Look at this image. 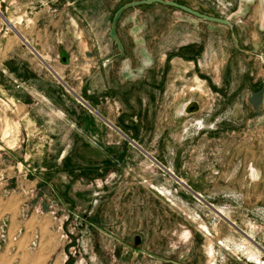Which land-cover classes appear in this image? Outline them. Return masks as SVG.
Here are the masks:
<instances>
[{"label":"rangeland","instance_id":"1","mask_svg":"<svg viewBox=\"0 0 264 264\" xmlns=\"http://www.w3.org/2000/svg\"><path fill=\"white\" fill-rule=\"evenodd\" d=\"M1 253L264 264V0H0Z\"/></svg>","mask_w":264,"mask_h":264},{"label":"water","instance_id":"2","mask_svg":"<svg viewBox=\"0 0 264 264\" xmlns=\"http://www.w3.org/2000/svg\"><path fill=\"white\" fill-rule=\"evenodd\" d=\"M146 2H149V1H146ZM157 2V1H156ZM123 7H120L114 14V16H113V19H112V21L110 22V26H109V28H110V30H109V33H108V37L115 43V45L117 46V51H118V53H119V56H122L121 54H120V48H121V45L117 42V41H115V39H114V28H113V25H114V23H115V21H117V19H118V16H119V12L121 11V9H122ZM118 56V57H119ZM118 57H113L112 59H116V58H118ZM191 103H193V102H190V103H187L186 105L184 104L183 106H182V112H183V115H185V116H189L190 114H193V113H195L196 111H197V108H195L194 110H192V109H189L190 108V104ZM194 104V103H193ZM195 105V104H194ZM191 110L189 113L190 114H188V113H186V110Z\"/></svg>","mask_w":264,"mask_h":264},{"label":"crops","instance_id":"3","mask_svg":"<svg viewBox=\"0 0 264 264\" xmlns=\"http://www.w3.org/2000/svg\"><path fill=\"white\" fill-rule=\"evenodd\" d=\"M110 59H112L111 57L110 58H108L106 61L108 62V61H110ZM17 92H19V91H16L15 93H17ZM26 94V93H25ZM89 113H91V112H89ZM90 115H92L93 117H94V115L93 114H90ZM22 242H24L23 241V239L20 241V242H18V245H17V249H15V250H18V249H20L21 248V246H22ZM21 252V251H20ZM2 257H3V255H2V253L0 254V264H2Z\"/></svg>","mask_w":264,"mask_h":264},{"label":"bare ground","instance_id":"4","mask_svg":"<svg viewBox=\"0 0 264 264\" xmlns=\"http://www.w3.org/2000/svg\"><path fill=\"white\" fill-rule=\"evenodd\" d=\"M195 108H197V107H196V104H195V105H194V104H192V105H190V108H189V109H192V110H194ZM189 109H188L187 111H189V112H190L191 110H189Z\"/></svg>","mask_w":264,"mask_h":264}]
</instances>
